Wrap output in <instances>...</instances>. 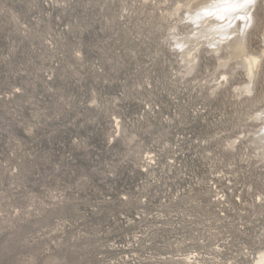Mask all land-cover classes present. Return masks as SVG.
Instances as JSON below:
<instances>
[{"label": "rangeland", "instance_id": "374dc122", "mask_svg": "<svg viewBox=\"0 0 264 264\" xmlns=\"http://www.w3.org/2000/svg\"><path fill=\"white\" fill-rule=\"evenodd\" d=\"M178 1L0 0V264H256L264 0L252 81Z\"/></svg>", "mask_w": 264, "mask_h": 264}, {"label": "bare ground", "instance_id": "6f19581e", "mask_svg": "<svg viewBox=\"0 0 264 264\" xmlns=\"http://www.w3.org/2000/svg\"><path fill=\"white\" fill-rule=\"evenodd\" d=\"M256 2L257 0H254L253 4L242 10L228 12L222 8H215L216 0H179L177 7L172 13L175 14L182 10L187 15L185 17L182 14L181 20L187 18L192 22H189L190 28L185 34L175 33L173 35L184 59L193 66L196 63V59H198L197 53L200 50V46L203 44L212 46L214 52H220L221 49H225L229 51L230 57L228 55V58L242 57V62L240 63L246 66L252 81L259 69L261 55L248 51L245 43V31H247L246 26L249 24L248 15ZM241 17H244V19H241ZM239 20H243V22ZM228 58L220 57V61L225 65ZM224 76L226 78L227 73H224ZM236 90L238 95L241 96L252 95L254 92L251 83H247L244 88L238 86ZM259 115L263 120V126L256 132V136L257 140L261 142L262 150L264 151V111ZM256 264H264V252H260L258 255Z\"/></svg>", "mask_w": 264, "mask_h": 264}, {"label": "snow or ice", "instance_id": "6c2138e0", "mask_svg": "<svg viewBox=\"0 0 264 264\" xmlns=\"http://www.w3.org/2000/svg\"><path fill=\"white\" fill-rule=\"evenodd\" d=\"M253 3L254 0H216L214 7L217 9L222 8L228 12H236ZM241 19H244V17H241Z\"/></svg>", "mask_w": 264, "mask_h": 264}]
</instances>
